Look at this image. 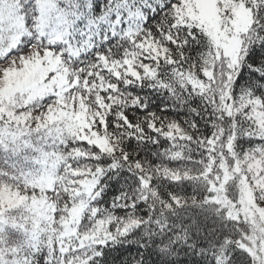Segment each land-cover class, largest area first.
<instances>
[{
    "label": "snow or ice",
    "instance_id": "6c2138e0",
    "mask_svg": "<svg viewBox=\"0 0 264 264\" xmlns=\"http://www.w3.org/2000/svg\"><path fill=\"white\" fill-rule=\"evenodd\" d=\"M0 264H264V0H0Z\"/></svg>",
    "mask_w": 264,
    "mask_h": 264
}]
</instances>
